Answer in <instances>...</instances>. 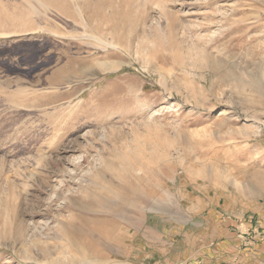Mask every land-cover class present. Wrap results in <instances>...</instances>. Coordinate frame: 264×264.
Masks as SVG:
<instances>
[{
  "label": "rangeland",
  "instance_id": "374dc122",
  "mask_svg": "<svg viewBox=\"0 0 264 264\" xmlns=\"http://www.w3.org/2000/svg\"><path fill=\"white\" fill-rule=\"evenodd\" d=\"M207 175L264 179V0H0V264H140Z\"/></svg>",
  "mask_w": 264,
  "mask_h": 264
},
{
  "label": "crops",
  "instance_id": "0c3cea01",
  "mask_svg": "<svg viewBox=\"0 0 264 264\" xmlns=\"http://www.w3.org/2000/svg\"><path fill=\"white\" fill-rule=\"evenodd\" d=\"M209 177L201 185L198 180L191 185L190 222L172 219L160 230L155 226L156 238L142 242L143 257L134 261L264 264V179L259 184H253V179L249 181L251 187H244L230 183V179L223 185H214ZM152 220L149 218L148 223ZM186 224L192 229H186ZM134 245H139L134 251L140 250V244ZM136 255L135 251V258Z\"/></svg>",
  "mask_w": 264,
  "mask_h": 264
},
{
  "label": "bare ground",
  "instance_id": "6f19581e",
  "mask_svg": "<svg viewBox=\"0 0 264 264\" xmlns=\"http://www.w3.org/2000/svg\"><path fill=\"white\" fill-rule=\"evenodd\" d=\"M102 19V18H101Z\"/></svg>",
  "mask_w": 264,
  "mask_h": 264
}]
</instances>
